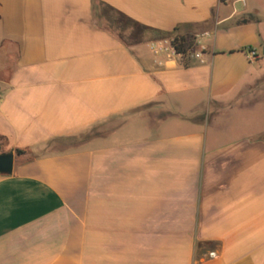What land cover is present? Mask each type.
Segmentation results:
<instances>
[{"label": "crops", "instance_id": "crops-1", "mask_svg": "<svg viewBox=\"0 0 264 264\" xmlns=\"http://www.w3.org/2000/svg\"><path fill=\"white\" fill-rule=\"evenodd\" d=\"M117 13L210 33L202 61ZM263 29L264 0H0V264H264V131L208 122L258 80Z\"/></svg>", "mask_w": 264, "mask_h": 264}, {"label": "rangeland", "instance_id": "rangeland-1", "mask_svg": "<svg viewBox=\"0 0 264 264\" xmlns=\"http://www.w3.org/2000/svg\"><path fill=\"white\" fill-rule=\"evenodd\" d=\"M134 34H137L136 31ZM126 39L129 43L134 42L132 37L126 36ZM260 56L264 58V50L260 52ZM256 69L258 80L239 98L236 95L227 100L228 103H234L232 108H226L225 104L220 106L214 103L212 105L213 110L208 122L214 136L216 133L220 136L222 132L231 133L229 136L237 138L248 136L254 130L264 131V63L258 65Z\"/></svg>", "mask_w": 264, "mask_h": 264}, {"label": "trees", "instance_id": "trees-1", "mask_svg": "<svg viewBox=\"0 0 264 264\" xmlns=\"http://www.w3.org/2000/svg\"><path fill=\"white\" fill-rule=\"evenodd\" d=\"M231 0H220L221 4H228ZM102 6H105L104 4H101ZM118 16L120 17V20L118 21V25H120L122 29H129V27H131L134 31H136L137 36H142L144 34H154L155 36H157L160 40H166V39H173L174 40V44L175 48L177 50V52L179 54H181L182 56H186L187 53L189 52V50L192 48L193 46V38H185L177 34L178 29H175L173 32L171 33H164V32H160V31H156L153 29H149L146 27H143L137 23H135L134 21L130 20L129 18L117 13ZM249 22H258V19L254 16H250L246 19H243L242 21H240L238 24H247ZM105 31L110 32L111 33V28H104ZM183 66L184 67H189V63L188 60H186L185 58L183 59ZM69 141H72V139H64V140H57L54 141L52 144L58 145L57 148H55L54 150L56 151V153H62L64 152L65 149V142L69 143ZM6 146V140L2 137H0V155L4 154V147ZM27 154L26 151H21V150H17L16 151V156L20 157V156H25Z\"/></svg>", "mask_w": 264, "mask_h": 264}, {"label": "built area", "instance_id": "built-area-1", "mask_svg": "<svg viewBox=\"0 0 264 264\" xmlns=\"http://www.w3.org/2000/svg\"><path fill=\"white\" fill-rule=\"evenodd\" d=\"M211 34L206 32L202 34H197L193 38V46L189 50L186 56H182L179 54L175 48L173 39H166L159 42L158 45L154 46V54L155 55H165L168 59L170 58H178L183 61L185 58L188 61L196 60L202 61L203 53L206 51V47L201 43L205 39H210ZM252 58L255 57V53H251ZM215 253H211L210 257H215Z\"/></svg>", "mask_w": 264, "mask_h": 264}, {"label": "water", "instance_id": "water-1", "mask_svg": "<svg viewBox=\"0 0 264 264\" xmlns=\"http://www.w3.org/2000/svg\"><path fill=\"white\" fill-rule=\"evenodd\" d=\"M15 164L14 151L0 155V176H11Z\"/></svg>", "mask_w": 264, "mask_h": 264}]
</instances>
